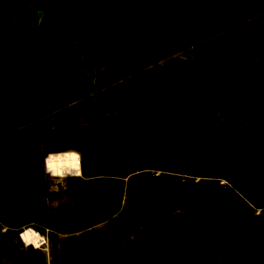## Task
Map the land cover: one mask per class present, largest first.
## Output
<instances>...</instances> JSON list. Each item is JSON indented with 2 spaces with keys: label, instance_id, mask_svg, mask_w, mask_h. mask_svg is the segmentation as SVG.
Wrapping results in <instances>:
<instances>
[{
  "label": "rangeland",
  "instance_id": "obj_1",
  "mask_svg": "<svg viewBox=\"0 0 264 264\" xmlns=\"http://www.w3.org/2000/svg\"><path fill=\"white\" fill-rule=\"evenodd\" d=\"M0 264H264V0H0Z\"/></svg>",
  "mask_w": 264,
  "mask_h": 264
},
{
  "label": "clouds",
  "instance_id": "obj_2",
  "mask_svg": "<svg viewBox=\"0 0 264 264\" xmlns=\"http://www.w3.org/2000/svg\"><path fill=\"white\" fill-rule=\"evenodd\" d=\"M82 164V153L74 149L49 152L44 158V175L55 183H65L82 175Z\"/></svg>",
  "mask_w": 264,
  "mask_h": 264
},
{
  "label": "bare ground",
  "instance_id": "obj_3",
  "mask_svg": "<svg viewBox=\"0 0 264 264\" xmlns=\"http://www.w3.org/2000/svg\"><path fill=\"white\" fill-rule=\"evenodd\" d=\"M83 176V168H82V175L80 177ZM70 179H74V178H70ZM21 240L23 242H25L26 244H28L29 246H33L36 248H39L40 245H42V243L44 242V239L41 237L40 234H38L35 230L33 229H29L26 230L21 236H20Z\"/></svg>",
  "mask_w": 264,
  "mask_h": 264
},
{
  "label": "water",
  "instance_id": "obj_4",
  "mask_svg": "<svg viewBox=\"0 0 264 264\" xmlns=\"http://www.w3.org/2000/svg\"><path fill=\"white\" fill-rule=\"evenodd\" d=\"M139 243L141 245H152L155 243V240L152 238L150 232L146 231L140 238Z\"/></svg>",
  "mask_w": 264,
  "mask_h": 264
}]
</instances>
